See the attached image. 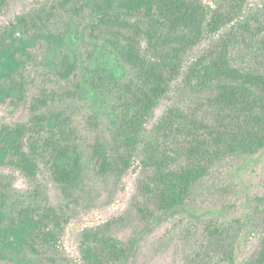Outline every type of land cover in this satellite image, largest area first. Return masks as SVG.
Segmentation results:
<instances>
[{
  "label": "trees",
  "instance_id": "trees-1",
  "mask_svg": "<svg viewBox=\"0 0 264 264\" xmlns=\"http://www.w3.org/2000/svg\"><path fill=\"white\" fill-rule=\"evenodd\" d=\"M99 1L87 25L79 23L83 7L76 0H58L36 14L18 16L0 45L14 31L31 36L67 18L78 23L76 37L87 36L115 55L125 75L97 66L82 78L110 99L112 110L109 142L97 138L90 147L91 160L97 174L105 177H123L139 165L140 193L154 209L139 204L137 210L150 220L156 211L185 205L221 162L264 148V9L245 14V0H221L215 8L202 0ZM8 2L0 0V10ZM225 30L202 54L189 58L209 37ZM96 53L95 48L85 50L87 64ZM81 70L78 59L65 56L60 70L46 74L48 81L32 98L30 122L0 125V139L11 141L8 165L31 182H37L43 165L57 184L81 182L84 156L75 118L63 116L49 127L46 113L56 102L78 97ZM182 78L184 88L200 101L192 108H169L149 131L156 110ZM9 83L27 94L34 82L24 68ZM88 124L95 130L101 125L94 116ZM8 193V188L1 192L4 200ZM70 210V204L55 207L49 202L40 210L23 208L20 216L35 221L37 215L45 222L27 238V247L33 253L58 248L72 220ZM250 215V223L264 222V194L255 198ZM112 225L108 221L83 233L80 254L85 264L127 259L133 243L112 234ZM240 227L208 225L200 250L204 255L198 253L190 264H237ZM241 264H264V236L258 251Z\"/></svg>",
  "mask_w": 264,
  "mask_h": 264
},
{
  "label": "rangeland",
  "instance_id": "rangeland-1",
  "mask_svg": "<svg viewBox=\"0 0 264 264\" xmlns=\"http://www.w3.org/2000/svg\"><path fill=\"white\" fill-rule=\"evenodd\" d=\"M57 1L9 0L0 10V37L18 16L36 14L41 8L54 5ZM202 1L215 8L221 0ZM76 2H81L83 7L79 23L90 24L100 1ZM263 9L264 0H245V14ZM77 24L64 18L46 28H39L31 36L14 31L0 45V125L28 124L33 116L30 102L48 81L46 74L59 71L65 56L81 62L79 84L82 88L78 97L56 102L46 113L50 118L49 127L63 116L75 118L80 136L79 147L84 156L79 184H57L45 165L37 182H31L8 165L11 141L0 139V264H85L80 254L83 233L108 221L113 222L112 234L128 244L133 243L124 262L111 264H190L202 250L206 227L212 223L225 227L241 226L237 264L252 257L260 248L264 236V222L261 220L262 223L255 224L249 221L255 198L264 194V148L254 154H240L221 162L209 178L193 190L185 205L166 212L156 211L154 218L144 219L137 210L139 204L154 208L144 201L140 193L142 173L139 165L123 177H105L97 174L91 160L93 142L97 138L109 142L112 110L110 99L92 90L82 78H88V70L97 66H103L119 77L126 73L115 55L103 44L87 36L76 37ZM226 31L209 37L189 58L202 54L211 40L219 39ZM90 47L95 48L97 53L87 64L83 55ZM24 68L34 82L27 94H22L9 83ZM197 101H200L199 97L184 88L183 78L180 79L173 84L170 95L161 102L148 130L152 131L156 121L169 108H192ZM90 116L99 120V129H92L88 124ZM5 188L9 189L8 200L1 196ZM48 202L55 207L70 204L72 220L66 226L58 248L45 247L41 253H33L25 241L33 236L37 226L42 227L45 222L37 215L35 221L22 217L20 211L23 208L40 210ZM204 261L207 262V259Z\"/></svg>",
  "mask_w": 264,
  "mask_h": 264
}]
</instances>
